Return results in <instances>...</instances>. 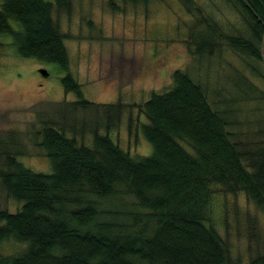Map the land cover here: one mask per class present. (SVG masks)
<instances>
[{
  "label": "trees",
  "instance_id": "obj_1",
  "mask_svg": "<svg viewBox=\"0 0 264 264\" xmlns=\"http://www.w3.org/2000/svg\"><path fill=\"white\" fill-rule=\"evenodd\" d=\"M180 2L196 17L187 40L196 60L213 58L226 40L256 62L263 60L264 0H225L244 24L242 36L229 39L194 0ZM71 7L72 0H2L0 5V35L12 38L0 47L57 63L67 71L65 90L77 96L58 109L60 117L39 114L36 145L48 156L51 173L24 165L18 157L27 151L0 149V184L8 198L22 202L16 212L0 206V244L25 245L14 254L0 253V264H264V250L250 249L246 261L234 257L230 240L209 216L216 187L244 192L264 211V117L255 132L261 139L250 141L239 130L240 111L233 108L238 101L264 103V89L254 80L264 82V73L256 66L250 69L254 78L240 73L231 97L211 96L190 69H176L172 83L144 102L90 101L69 71L66 40L73 36L54 16ZM127 107L138 112L136 119L130 112L128 130L142 131L153 146L151 155L134 156L112 139ZM79 108L98 115L100 122L89 130L91 144L84 141L86 126L79 139L76 117H68Z\"/></svg>",
  "mask_w": 264,
  "mask_h": 264
},
{
  "label": "rangeland",
  "instance_id": "obj_2",
  "mask_svg": "<svg viewBox=\"0 0 264 264\" xmlns=\"http://www.w3.org/2000/svg\"><path fill=\"white\" fill-rule=\"evenodd\" d=\"M110 1L72 0L70 12L56 10L54 13L62 30L73 36L66 40L69 71L90 101L144 102L152 91H161L172 83L176 69H190L210 95L220 92L231 97L240 73L254 78L250 75L254 66L264 73V42L261 62L229 46L228 40L213 58L196 60L187 45L189 27L196 17L180 0H151L148 5L113 0L121 6L118 10L110 6ZM194 1L205 16L211 15L217 21L228 39L242 36L243 21L225 0ZM0 41L10 44L12 38L0 35ZM13 49L9 45L0 47V149L27 151L28 154L18 157L24 165L36 172L51 173L48 156L36 145L37 133L42 127L39 114H44L43 119L49 114L58 116L63 103L74 102L77 96L65 90L62 78L67 71L57 63L21 57ZM41 68L48 71V76L40 72ZM254 80L264 89L263 81ZM263 104L262 101L233 103L243 123L239 130L247 140L261 139L255 132L261 125L257 120L264 117ZM259 106L260 111L256 109ZM130 112L137 118V108L127 107L121 123L111 130V137L134 156L151 155L153 146L142 131L137 128V133L131 135L128 130ZM69 116L76 117L79 139L81 127L86 126L84 141L91 144L89 130L91 125L100 122H95L98 115L92 109L79 108L70 110ZM101 130L104 131L102 127ZM0 206L16 212L22 202L8 198L0 184ZM210 207V224L230 240L234 257L240 256L246 261L252 256L250 249L253 253L264 250V211L244 192L224 193L216 187ZM24 246L15 241L3 242L0 253L14 254Z\"/></svg>",
  "mask_w": 264,
  "mask_h": 264
},
{
  "label": "water",
  "instance_id": "obj_3",
  "mask_svg": "<svg viewBox=\"0 0 264 264\" xmlns=\"http://www.w3.org/2000/svg\"><path fill=\"white\" fill-rule=\"evenodd\" d=\"M40 72L44 75V76H48V71L44 68L40 69Z\"/></svg>",
  "mask_w": 264,
  "mask_h": 264
}]
</instances>
